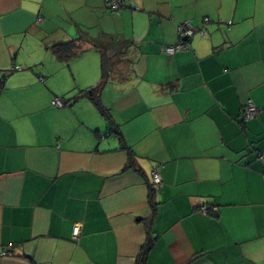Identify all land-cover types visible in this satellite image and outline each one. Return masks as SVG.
<instances>
[{
    "label": "crops",
    "instance_id": "obj_1",
    "mask_svg": "<svg viewBox=\"0 0 264 264\" xmlns=\"http://www.w3.org/2000/svg\"><path fill=\"white\" fill-rule=\"evenodd\" d=\"M102 52L122 141L75 100ZM147 238L144 264H264V0H0V264H136Z\"/></svg>",
    "mask_w": 264,
    "mask_h": 264
},
{
    "label": "trees",
    "instance_id": "obj_2",
    "mask_svg": "<svg viewBox=\"0 0 264 264\" xmlns=\"http://www.w3.org/2000/svg\"><path fill=\"white\" fill-rule=\"evenodd\" d=\"M81 41H83V40H81V38H80V39H73V40H68L65 42L57 43L51 47V51L56 56V58L58 60H60L61 62L67 63L70 59H72L78 53H80L81 44H82ZM14 69H12V70H14ZM109 79H110L109 59L106 58L105 54H103V52H102V54H101V78H100V82L95 87L88 89L86 91L80 92L77 95V97H75V100L79 99L81 97H86L88 100H90L92 102V104L96 107L98 112L101 114V116L109 123L110 132H113L119 138L120 135L118 134L117 129L114 126V123L110 119L109 113L105 109H103V107L100 104V99H99L100 93H101L102 89L105 87V85L108 83ZM52 100H51V106H52ZM61 102L64 104V102L62 100H61ZM64 106H65V104H64ZM119 140L122 141L121 138H119ZM122 146L124 148L123 143H122ZM129 168H131V169L134 168V158H133L132 154L129 155L128 163L124 169H129ZM150 182H151V180H150ZM153 186H155V185H153L151 182L149 185V188H148V202H149V205L151 207L152 212L154 211L155 206H156L155 190H154ZM151 244H152L151 240L149 238H147L144 245L142 246L137 258H136V264H144L145 259H146V255H147V253L151 247Z\"/></svg>",
    "mask_w": 264,
    "mask_h": 264
},
{
    "label": "built area",
    "instance_id": "obj_3",
    "mask_svg": "<svg viewBox=\"0 0 264 264\" xmlns=\"http://www.w3.org/2000/svg\"><path fill=\"white\" fill-rule=\"evenodd\" d=\"M106 7L111 14L118 15L120 14L123 8V0H106ZM130 9L133 11L137 10V8L133 4H131ZM207 22H208L207 19L203 20V23H207ZM176 34L179 38V42L173 46H169L165 48V53L168 55H173L176 52L187 50V46L184 43V40H188L189 38H191L195 34V29L190 23H183L177 26ZM14 68L15 67H13L12 69ZM52 106L57 109H61L64 107V104L61 102L59 98H54L52 100ZM257 112H258V109L256 108V106L251 101H248L242 111V120L245 122V121H248L254 118ZM150 180L152 184L155 186H158L161 184L162 180L158 172V169H153L151 171ZM213 211H215V209H213ZM200 212L204 216L209 215L208 206L202 205L200 207ZM79 233H80V227L78 224H76L72 228V232H71L72 239L77 240L79 237Z\"/></svg>",
    "mask_w": 264,
    "mask_h": 264
}]
</instances>
